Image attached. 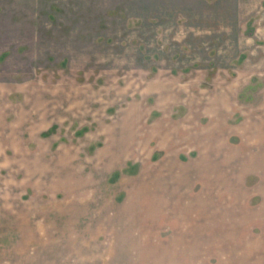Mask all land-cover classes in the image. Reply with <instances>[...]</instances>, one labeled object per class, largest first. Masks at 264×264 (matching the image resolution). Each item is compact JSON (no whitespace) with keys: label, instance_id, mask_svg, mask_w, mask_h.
Listing matches in <instances>:
<instances>
[{"label":"rangeland","instance_id":"obj_1","mask_svg":"<svg viewBox=\"0 0 264 264\" xmlns=\"http://www.w3.org/2000/svg\"><path fill=\"white\" fill-rule=\"evenodd\" d=\"M263 184L264 0H0V264H156Z\"/></svg>","mask_w":264,"mask_h":264},{"label":"crops","instance_id":"obj_2","mask_svg":"<svg viewBox=\"0 0 264 264\" xmlns=\"http://www.w3.org/2000/svg\"><path fill=\"white\" fill-rule=\"evenodd\" d=\"M124 133L128 142L126 145L125 141L124 147L116 153L120 156L130 149L135 151L133 139L136 135L130 137V133L124 131L123 135ZM226 184L229 185L225 187L231 188L234 182L228 181ZM262 188L263 200L257 205L251 204L253 196H249L244 190L238 191L239 198L244 201L237 211L232 202L222 198L220 194L223 192H218L219 196L213 204L212 201L202 203L204 210L195 214L199 223L193 224L192 233H179L163 243L159 234L154 236L151 233L153 238L150 240L149 260L156 264H180L168 252H184L188 253V264H196V261L198 264H207L206 260L212 256L214 264H264V184ZM227 192L231 195L234 193ZM150 204L151 213L157 216L159 207H156L154 199L150 200ZM185 215L190 216L184 213L183 216ZM138 242L136 239L135 244ZM182 261H185L184 258Z\"/></svg>","mask_w":264,"mask_h":264}]
</instances>
